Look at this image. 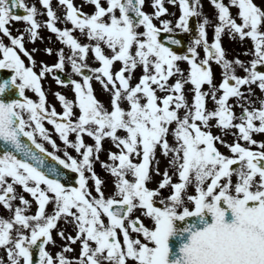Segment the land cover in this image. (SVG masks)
<instances>
[{"label": "snow or ice", "instance_id": "obj_1", "mask_svg": "<svg viewBox=\"0 0 264 264\" xmlns=\"http://www.w3.org/2000/svg\"><path fill=\"white\" fill-rule=\"evenodd\" d=\"M85 2L94 6L92 13L73 0H58L63 20L72 26L62 29L50 0H40L48 18L43 26L69 54L61 48L57 62L37 65L24 47V34L12 35L7 26L26 22L24 31L34 42L42 26L37 8L25 0H0V33L10 41L0 40V69L12 72L0 81V207L11 213H0V264H264V142L253 138V133H264V98H256L252 87L264 93V10L253 0H211L218 21L212 25L214 39L207 38L205 16L197 22L186 54H178L172 46H181L182 40L175 30L190 32V18L202 16L200 0H168L178 3L174 24L161 19L168 13L163 0H148L154 9L150 14L143 10L146 0ZM230 7L237 8L235 16ZM17 8L24 14H16ZM73 30L89 42H79ZM225 31L250 38L253 49L245 52L250 60L226 57L221 44ZM45 51L52 54L50 48ZM89 59L98 66L91 67ZM178 61L187 62V72ZM65 62L82 79L62 77ZM210 62L221 68L219 83H214ZM238 68L244 75L237 74ZM46 76L71 86L73 98L53 93L60 112L46 100ZM93 79L108 93V107L94 94ZM11 89L16 98H7ZM28 90L38 99L30 98ZM44 121L63 142V157L56 154L59 146ZM213 127L220 133L213 134ZM85 134L94 143H85ZM104 138L116 149L108 150V162L100 161L114 178L107 196L94 171ZM158 149L167 161L163 172ZM63 170L78 174L75 184ZM173 175L178 179L173 181ZM154 176L161 178L150 188ZM58 220L71 231L58 228ZM53 229L66 241L55 253L46 247L56 246ZM74 251L75 256L66 254Z\"/></svg>", "mask_w": 264, "mask_h": 264}, {"label": "rangeland", "instance_id": "obj_2", "mask_svg": "<svg viewBox=\"0 0 264 264\" xmlns=\"http://www.w3.org/2000/svg\"><path fill=\"white\" fill-rule=\"evenodd\" d=\"M222 2L224 3H228V0H222ZM254 3L257 4V6L261 7L262 10H264V0H253ZM25 3L28 6H35L38 10V14L36 16V19L39 23H41V27L38 29V37L35 39V41H31L28 39V33L25 32V28L29 27L28 24H26V22L24 21H11L9 23V25H7L10 30H11V34L12 35H17L19 33H23L24 34V47L26 50H28L32 56L35 58L37 65H39V63L41 61H43L45 64L51 65L55 62H57L58 56H57V50L63 48L65 54H69V49L67 46L63 45L60 40L58 39V37L56 36V34L50 32V30H48L45 26H43L44 22L48 19L47 15H46V9L43 8L42 4L40 3V0H25ZM51 6L54 9V11H57V15L61 16V20L57 21V26L60 28H71V24L70 22H67L65 20H63V9L58 5V0H50ZM74 5L81 7L82 10L85 13H92L94 11V6L91 3L85 2V0H73ZM101 3L104 4L105 0H101ZM164 6L168 9V13H165L163 15V18H167L171 21H173V24L175 22V19L179 16L180 12H179V7H178V3L176 5H173L171 3L168 2V0H163ZM200 4L202 5V7L200 8V11L202 12V16L201 17H197L198 21H202L203 17H208V14L210 13V9L216 10L214 8V6L211 3V0H200ZM145 9L152 13L154 11V9L150 6V4L148 3V0H146L145 2ZM204 10H203V9ZM237 8L235 7H230V13L235 16L237 13ZM239 22V21H238ZM211 26L210 24L208 26H206V29H209ZM261 30H264V25L261 26ZM181 32L180 30H175ZM214 30H210L209 36L210 38L209 41L211 42L214 39V35H213ZM72 34L79 40V42L81 43H87L89 42L87 37L85 35H82L79 30H73ZM190 38L192 39L195 35V30L191 31L187 33ZM223 38V43H222V47L225 49L226 52V57L228 59H233L234 57H239L241 60L243 61H247L248 57H251L250 55H245L246 51H249L251 49H253V44L250 40V38L245 37L243 40H241L238 36H232L230 37L227 33V31H225ZM0 40H2L6 45L10 44V41L8 40V38L4 37L2 33H0ZM191 41V40H190ZM189 41V43H190ZM46 48H50L52 49V54H48L45 49ZM33 49H36V51H32ZM18 54L21 55V58L24 59L25 64L28 65L30 62L28 61L27 57H25L23 55V53H20L19 50L17 49ZM198 53L200 57H203V51L202 48H198ZM89 56H91V53H89ZM0 58H2V54H0ZM89 64L91 67H96L98 66L97 63L93 62L91 59H89ZM180 68L183 69L185 72H187L188 70V65L187 62L184 61H178ZM211 64V69L213 72V77H214V83H219L221 80V68L215 63V62H210ZM118 62L114 65L117 66ZM64 72L69 76L71 75L72 78L74 79H82L79 76H76L74 73H71L70 70V65L65 62V69ZM140 74V70L137 69L136 75ZM237 74L238 75H244V73L242 72V70H240L239 68L237 69ZM175 77L170 78V82L172 80H174ZM135 82V79L133 80V83ZM92 85L94 88V94L96 95L97 99L99 101H101L105 107H108L109 105V95L107 92L102 91L101 89V85L95 81V79L92 80ZM255 89V94L257 95V92L259 91L258 88L253 85L252 86ZM42 88L45 90L46 92V100L48 102H50L52 105H54L56 107L57 112L62 111V108L58 102V100H56L53 96V93L56 91L61 92L62 94H64L66 97L68 98H73V92L71 91V86L67 85V86H63V85H58L57 83H55L54 79L51 76H46L45 78L42 79ZM191 88L190 84H186L185 85V94L186 96L191 99V93L188 92L187 90ZM208 85L205 84L203 85V89L207 90ZM26 94L34 99L37 100L38 98L35 96V94L33 92H31L30 90H28L26 92ZM158 95H162L163 93L158 92ZM230 102H231V98H230ZM207 106L208 107H213V103L211 100L207 101ZM74 111H77V109L74 108ZM45 127H47L50 130V134L52 135L53 139L56 141L57 145L59 146V151L56 152V154L60 155L61 157H63V142L58 138V134H56L53 130H52V125H49L47 123V121H44ZM213 134H219L220 130L218 128L213 127L212 129ZM70 134V138H71ZM83 139L85 141V143L88 144H92L94 143V141L88 137L86 134L83 136ZM223 139H225L226 141H228L229 143H231L233 141V139H231V135H224ZM45 143V147L49 150V151H53L52 147L50 144H48L47 142ZM102 148L99 152V160H97L94 164V171L96 172L97 176L99 178H101L104 181V190H109L110 192L113 191V177L110 175V173L108 171H106L104 168L101 167V163L100 161H105L108 162V150H112V151H116L115 147L113 146V144L111 143L109 138H104L102 140ZM217 147L220 149L221 152L228 154V152H226L225 148L219 144H217ZM69 152L72 155H77L74 150L69 149ZM157 156L159 157L160 163H159V167L161 172H163L164 168L167 167V161L166 159L161 156L159 149L157 150ZM169 174L172 175V169L169 168ZM86 176H88L89 174L86 172L85 173ZM160 176H154L153 180L149 182L148 186L150 188H155L157 186V181L160 179ZM173 181L177 180V176L173 175L172 176ZM93 181L91 179L88 180V186L89 189L91 190L92 185H93ZM17 187V191L20 192L21 189L19 186ZM191 189V188H189ZM161 191H165V190H161ZM95 194V193H93ZM23 195L31 200L32 198L30 197V195L28 193H23ZM14 203H19L18 201L14 202ZM36 208L35 203L33 202L31 205V210L34 211ZM52 210V206L51 204L47 206V211L51 212ZM0 213H3V215H5V217L10 216L11 213L6 212L3 208H1ZM64 222V221H63ZM64 226V223H61V220H58L57 222V227L61 228ZM68 228V225H66ZM71 231V230H70ZM56 229L52 230V234L54 236V240L56 241V246L61 244V238L60 237H56ZM1 250V249H0Z\"/></svg>", "mask_w": 264, "mask_h": 264}, {"label": "flooded vegetation", "instance_id": "obj_3", "mask_svg": "<svg viewBox=\"0 0 264 264\" xmlns=\"http://www.w3.org/2000/svg\"><path fill=\"white\" fill-rule=\"evenodd\" d=\"M145 12L150 14V12H148V11H145ZM207 18L209 19V22H210L209 24H210L211 27L209 29H206V32H207V38H210V36H209L210 30H214L212 25H214L215 23L218 22L217 21V10L210 9V13L208 14V17ZM161 19H163V16L161 17ZM153 22L156 23V24H158V26H159L158 20L154 19ZM197 22H198V18H197ZM223 36H224V34L222 33L221 38H223ZM187 39H188V41H190L189 38H187ZM222 43H223V39H221V44ZM257 95H258V97H256V98H264V93H261L260 90L257 92ZM255 96H256V94H255ZM254 106H256V107L259 106L258 100H257V103ZM234 111L237 112V113H239L240 112V109L238 107H235L234 108ZM232 131H236V130L233 129ZM253 138L256 139L257 141L264 142V133H253ZM243 144H246V142H244ZM251 147L253 149H256L257 146L256 145H252ZM225 150H226V152H228V149L227 148H225ZM189 191H192V189H189ZM135 214H138V213H135ZM145 223H148V221L145 220ZM3 257H4V252L1 249L0 250V258H3Z\"/></svg>", "mask_w": 264, "mask_h": 264}, {"label": "water", "instance_id": "obj_4", "mask_svg": "<svg viewBox=\"0 0 264 264\" xmlns=\"http://www.w3.org/2000/svg\"><path fill=\"white\" fill-rule=\"evenodd\" d=\"M161 37H163V34H161ZM12 75V72L11 70H8V69H0V81H3L4 79H10ZM7 98H16V90L15 89H11L8 93H7ZM48 160V163L49 164H53L55 165L56 162L54 161H51L50 158H46ZM58 167H61L62 166H59V165H56ZM65 172H68L71 176V180H72V183L75 184V179L78 178V174L76 173H71L70 170H63ZM69 177L68 176H65L64 179H68Z\"/></svg>", "mask_w": 264, "mask_h": 264}]
</instances>
